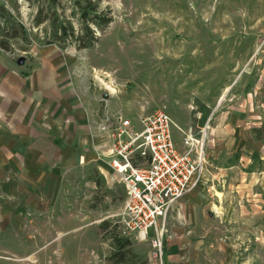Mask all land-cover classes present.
<instances>
[{"label":"rangeland","instance_id":"1","mask_svg":"<svg viewBox=\"0 0 264 264\" xmlns=\"http://www.w3.org/2000/svg\"><path fill=\"white\" fill-rule=\"evenodd\" d=\"M92 1L97 10L88 17L112 19L100 26L90 22L96 39L85 35L81 42L90 44L79 47L71 36L53 40V27L69 20L79 28L85 0H0L13 23L23 26L5 28L0 16V38L8 43V50L0 47V61L13 68L46 55L60 61L94 138L93 125L120 113L135 119L163 110L179 127L195 126L197 112L204 108L209 114L228 85L223 110L235 103L245 79L250 87L264 70V0ZM13 32L17 35L10 37ZM171 133L181 149L182 135L174 127ZM81 165L67 176L63 194L48 211L25 210L19 221L0 223V264H167L166 254L181 250L195 263L194 243L206 249L211 233L217 258L225 254L223 240L234 244L223 264H264V237L257 250L240 253L235 234L242 225L216 219L223 208L211 202L221 197L210 192L198 195L196 208L191 196L173 205L164 222L163 255L155 256L151 239L117 223L126 198L123 183L94 161ZM246 245L254 246V239Z\"/></svg>","mask_w":264,"mask_h":264},{"label":"crops","instance_id":"2","mask_svg":"<svg viewBox=\"0 0 264 264\" xmlns=\"http://www.w3.org/2000/svg\"><path fill=\"white\" fill-rule=\"evenodd\" d=\"M24 62L13 68L10 63L0 61L1 224L19 221L25 210L52 208L68 184L67 176L76 172L83 162L94 161L98 168L107 167V171L113 172L97 158L94 148L98 141L90 133L85 111L78 106L71 77L62 73L68 68L48 55ZM247 82L245 79L234 104L224 110L220 108L231 87L228 85L209 114L202 108L195 116L198 119L195 126L184 127L196 130L206 125L207 166L205 184L183 197L191 196L193 209L201 192L217 197L219 193L221 198H214L211 205L222 207L223 213L215 217L228 225H242L235 235L242 242L240 253L246 254L248 248L257 250L259 238L264 237L261 224L264 221V70L252 86L247 87ZM218 108L220 112L212 126L210 122ZM232 208H236L235 214L231 213ZM209 236L206 249L194 243L195 263L185 250L169 251L165 262L223 264L229 253L226 249L234 244L226 237L229 242L222 243L225 254L217 258L216 236L214 233ZM252 239L254 246L246 245ZM244 263L247 261L240 264Z\"/></svg>","mask_w":264,"mask_h":264},{"label":"built area","instance_id":"3","mask_svg":"<svg viewBox=\"0 0 264 264\" xmlns=\"http://www.w3.org/2000/svg\"><path fill=\"white\" fill-rule=\"evenodd\" d=\"M172 127L182 135L181 149L174 144ZM92 130L98 138L97 158L125 187L126 198L117 213L119 227L142 240L151 239L155 256H162L168 213L205 184L206 125L180 128L166 111L155 110L135 119L121 113L105 117Z\"/></svg>","mask_w":264,"mask_h":264},{"label":"trees","instance_id":"4","mask_svg":"<svg viewBox=\"0 0 264 264\" xmlns=\"http://www.w3.org/2000/svg\"><path fill=\"white\" fill-rule=\"evenodd\" d=\"M50 1H52V0H50ZM96 8H97V1L95 3H93L92 0H85V5H84V8L82 9V12H81V14L83 15V18H81L80 26L76 30L73 29L71 22L69 20H66L67 24H65L64 21L61 20L56 25L55 20H57V18H55V20L53 21V23H55L54 27H53L54 28L53 29V31H54L53 32V35H54L53 40L58 41V40L66 38L67 36H71L72 38H74L76 40L79 47H88V45L90 44L89 43L90 41L88 42V44L81 42V41H83L84 36L88 35V34H89L91 40L96 39L95 31L93 29H91L90 22L96 24L97 26H100V25H106L112 19L110 16H107L103 19L102 22H100L98 20V15H96V14H94V17H88L87 14L92 12V11L95 12L97 10ZM0 16L5 21V23H4L5 28H8V23L13 25L14 24L13 22H15V20L11 18L10 14L5 10V8L2 4H0ZM15 25L17 26L18 29H20V30L23 29V26L21 24H19V22H17L13 26H15ZM16 35H17V33L13 32V34H11L10 37H13ZM4 36H6V35H4ZM3 38H5V37L0 38V47L8 50V48H7L8 43ZM102 225L106 227V225H108V224L104 221Z\"/></svg>","mask_w":264,"mask_h":264},{"label":"water","instance_id":"5","mask_svg":"<svg viewBox=\"0 0 264 264\" xmlns=\"http://www.w3.org/2000/svg\"><path fill=\"white\" fill-rule=\"evenodd\" d=\"M17 63H19V64H22L23 63V57L22 56H20L18 59H17ZM107 96V93H105L104 95H103V97L105 98Z\"/></svg>","mask_w":264,"mask_h":264}]
</instances>
